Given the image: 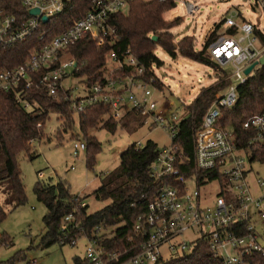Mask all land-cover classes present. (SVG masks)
<instances>
[{"label":"built area","instance_id":"1","mask_svg":"<svg viewBox=\"0 0 264 264\" xmlns=\"http://www.w3.org/2000/svg\"><path fill=\"white\" fill-rule=\"evenodd\" d=\"M72 1L20 0L27 11L33 8L39 11L37 16H30L24 22H18L0 8V44L8 47L23 42L39 27L42 17L48 21L61 15ZM132 1L93 0L91 11L81 15L47 46L30 52L17 67L0 70V93L13 94L25 110L30 104L21 99L19 91L39 88L51 97L60 93L75 115L89 106L101 104L108 107V117L118 122L128 111H135L146 116L144 123L165 130L170 137V145L158 149L150 167L152 176L162 180V184L145 211L136 217L132 228L134 236L127 237L125 248L109 249L102 244L111 238V230L102 226H95L88 236L79 222H75V210L64 218L62 241L70 237L68 226L79 230L81 234L70 238L66 245L73 248L81 241L84 244L82 260L86 264H157L165 259L162 249L166 250L167 257L188 253L200 239L207 243L219 264H264V244L259 242L253 227L255 219L264 221V115H254L243 123V130L252 133L245 146H238L233 131L219 124L221 110L235 106L237 88L252 73L246 76L245 69L264 55V44L254 35L255 29L264 35V29L251 22L236 23L231 17L225 19L219 30L223 29L224 33L208 51L211 60L225 72L226 79H233L236 84H230L216 96L206 110L192 138V156L187 158L174 142L178 125L185 117L169 113L171 105L159 108L154 97L157 91L153 86L154 76L145 80V67L129 51L121 57L114 52L107 54V65L111 67L106 65L103 78L90 86L85 83L79 88L65 86L70 78H81L74 76L76 61L73 58L63 60L62 52L84 36L91 37L97 48L106 42H115L117 35L110 25V17L123 13ZM256 1L264 18V0ZM182 4L189 16L200 9L195 2ZM229 29L234 32L228 33ZM121 70L129 74L123 75ZM151 70L154 73L155 67ZM36 141L38 138L29 140L28 146ZM142 147L135 144L136 149ZM85 150L84 142H73L74 158ZM186 164L191 166L189 176L178 167ZM42 175L39 172V176ZM188 182L194 187L187 186ZM212 184L217 186V193L210 198L202 194L201 189L206 190ZM74 195L79 208L87 206L86 200H81L84 196ZM187 232L194 236L189 241L182 239ZM137 236L142 239L139 244L135 243Z\"/></svg>","mask_w":264,"mask_h":264},{"label":"trees","instance_id":"2","mask_svg":"<svg viewBox=\"0 0 264 264\" xmlns=\"http://www.w3.org/2000/svg\"><path fill=\"white\" fill-rule=\"evenodd\" d=\"M175 6L176 2L171 0H133L129 3L126 13L110 17V25L115 28L117 35L115 42H106L103 47L97 48L91 37L84 36L74 46L62 52V59L73 58L76 61L77 70L74 76L81 78L87 86L103 78L107 65L106 56L110 52L121 57L129 51L145 67V80L154 76L152 67L160 68L163 65L155 55L157 48L172 59L179 54L183 58L217 70L218 64L211 60L208 49L218 40V32L225 19L212 26L201 49L197 50L193 36L174 41L171 30L181 25L182 19L165 21L163 15ZM0 8H4L18 22L31 18L20 0H0ZM92 8L93 0H73L61 15L52 17L45 23L40 22L39 27L23 42L8 47L0 44V70H10L20 65L30 52L47 46L56 35L67 30ZM227 32L234 31L229 29ZM254 35L259 43L264 44V35L259 30L255 29ZM153 37H156L155 41ZM120 72L123 75L129 74L126 70ZM222 74L224 78L217 86L203 89L195 100L186 106L188 115L179 123L174 141L184 157L191 158L193 135L200 128L203 116L216 94L231 84L224 71ZM157 81L155 78L153 86L157 91H161L162 86ZM19 92L21 99L30 104L29 109L25 110L13 94L0 93V190L4 197L0 204V222L7 215L5 207L13 211L25 203L24 186L16 157L29 153V140H40L44 136L42 131L51 113L58 115L67 129L74 124V119H77L82 138L75 140L85 143V167L92 171L95 156L101 147L96 137L91 134L93 130L101 129L115 133L118 126L125 129L132 123L136 127L144 124L146 118L139 112L128 111L118 123L108 117V107L101 104L89 106L75 115L70 104L63 100L60 93L51 97L39 88L28 91L21 89ZM254 115H264V65L256 66L246 82L237 88V102L233 108L221 110L219 124L233 131L238 146H245L252 133L243 130L242 125ZM158 149L155 143L147 141L142 148L136 149L134 144L124 150L119 155L118 166L100 180V186L93 192L96 200L108 202L94 213H88V205L84 208L78 207V203L74 202L75 195L70 193L65 182L50 184L38 181L34 186V194L46 209L42 217L45 233L41 238V246L48 247L53 243L65 246L70 238L81 234L79 230L68 226L70 237L62 241L64 218L75 210V222H79L78 225L88 236H91L95 226H102L111 230V238L102 241V244L109 249L125 248L128 245L127 237L134 236L132 228L136 217L145 211L162 184V180L155 179L150 172ZM178 167L186 176L191 173V166L187 164ZM86 198L84 196L81 200ZM141 240V237H135L136 244ZM0 244H6V240L0 239ZM21 254L17 253L4 264L20 263L24 259ZM73 263L86 264L78 258H73ZM157 264H219V260L213 257L207 243L200 239L188 253L168 256Z\"/></svg>","mask_w":264,"mask_h":264},{"label":"rangeland","instance_id":"3","mask_svg":"<svg viewBox=\"0 0 264 264\" xmlns=\"http://www.w3.org/2000/svg\"><path fill=\"white\" fill-rule=\"evenodd\" d=\"M185 1L197 3L200 6L199 11L193 16L187 15L182 4ZM127 9H124L123 13H126ZM229 17L236 23L251 22L264 29L262 10L256 0H177L175 8L163 15L165 21L182 19L181 25L171 30L174 41L185 36H193L197 50L201 49L210 28ZM223 33L224 30L221 29V32H218L219 37ZM155 55L163 63L160 68H155L153 73L162 86L161 91H154L155 100L160 109L171 105L169 113L177 114L179 118L188 115L186 106L191 104L203 89L217 86L224 78L223 69L219 65L217 70L211 69L179 54L172 59L160 48L155 50ZM107 66L111 67L109 64ZM82 84L81 79L73 78L65 82V86L77 88ZM231 84L235 85L236 81L232 79ZM63 123L58 115L51 113L42 131L44 136L34 142L28 154L23 153L16 157L26 199L22 206L13 211L4 208L7 215L0 222V239H5L6 244H0V264L6 263L17 253H22L21 256H24L18 264H74L73 258L83 259L84 244L81 241L73 248L67 245L60 246L57 243L48 247L41 246V238L45 233L42 217L46 209L34 194V186L38 181L50 184L65 182L71 194L87 197L85 199L88 205L87 211L94 213L108 202L96 200L93 192L100 186V180L118 166L119 155L124 150L137 143L143 146L147 141H152L161 149L168 147L171 141L165 130L150 127L148 123L136 127L131 123L129 128L125 129L118 126L115 133L101 129L93 130L91 134L96 137L101 147L95 156L92 171L85 167V153H80L78 158L72 155L73 142L78 141L75 140L77 138H82L77 119H74V124L68 129ZM39 172L43 175L39 176ZM187 186L194 187L191 182H188ZM201 192L212 198L217 193V186L212 184L206 190L201 189ZM1 193L0 190V204L4 198ZM253 227L259 242L264 244V221L255 219ZM193 237L187 232L182 239L189 241ZM161 251L162 256L167 258L166 250Z\"/></svg>","mask_w":264,"mask_h":264},{"label":"water","instance_id":"4","mask_svg":"<svg viewBox=\"0 0 264 264\" xmlns=\"http://www.w3.org/2000/svg\"><path fill=\"white\" fill-rule=\"evenodd\" d=\"M28 14L31 17H35V16H37L39 14V11H38V9L33 8V9H30L28 11ZM41 21H42V23H45V22H47V18L46 17H42ZM152 39L155 41L156 37H153ZM258 65H264V55L259 59L258 62L254 63L253 65H251L247 69H245L244 74L246 76H248L252 72V70Z\"/></svg>","mask_w":264,"mask_h":264}]
</instances>
